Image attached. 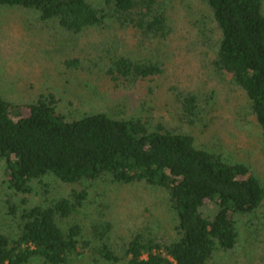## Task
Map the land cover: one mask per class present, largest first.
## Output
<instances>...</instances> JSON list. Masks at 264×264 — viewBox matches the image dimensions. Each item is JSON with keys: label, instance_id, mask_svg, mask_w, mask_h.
I'll list each match as a JSON object with an SVG mask.
<instances>
[{"label": "trees", "instance_id": "1", "mask_svg": "<svg viewBox=\"0 0 264 264\" xmlns=\"http://www.w3.org/2000/svg\"><path fill=\"white\" fill-rule=\"evenodd\" d=\"M104 1L100 7L90 0H0V7L35 10L40 21L73 35L111 20L143 39L167 36L164 13L155 9L159 0ZM201 1L219 32L212 65L246 97L264 145V0ZM74 62L68 67L79 69ZM106 73L114 82L132 83L154 79L161 68L119 58ZM177 101L183 119L191 123L196 98L179 94ZM56 105L52 97L31 106L0 98V163L7 190L29 195L34 182L48 177L68 186L109 178L117 185L160 190L175 218V238L160 241L136 234L117 256L103 228L92 226L99 244L89 247L82 226L70 220L82 208L85 190L32 206L6 199L17 234L8 236L0 228V264H29L33 259L70 264L85 251L95 263L210 264L215 252L235 249L236 217L254 214L264 203V187L248 166L198 148L187 134L160 125L150 129L140 119H114L102 112L68 120Z\"/></svg>", "mask_w": 264, "mask_h": 264}, {"label": "rangeland", "instance_id": "2", "mask_svg": "<svg viewBox=\"0 0 264 264\" xmlns=\"http://www.w3.org/2000/svg\"><path fill=\"white\" fill-rule=\"evenodd\" d=\"M90 1L105 6L104 0ZM155 9L166 18L168 34L163 39H143L139 32L119 29L111 20L73 35L53 22L40 21L35 10L0 7V98L14 106H31L52 97L57 112L68 120L102 112L114 119H140L150 129L160 125L187 134L198 148L228 163L248 166L264 187V145L248 101L212 65L219 32L210 10L201 0H159ZM119 58L158 64L161 74L149 81L114 82L106 72ZM74 60L79 69L68 67ZM179 94L196 98L191 123L183 119ZM3 182L0 163V228L11 237L17 229L6 213V199L18 206L25 200L32 206L69 199L85 190L83 206L70 220L82 226L89 247L99 244L92 226L105 230L117 256L136 234L160 241L175 238V218L160 190L117 185L109 178L68 186L48 177L34 182L31 194L15 196ZM236 227L235 249L215 252L210 264H264V203L254 214L237 216ZM92 259L85 251L70 264H112ZM29 264L40 263L33 259Z\"/></svg>", "mask_w": 264, "mask_h": 264}]
</instances>
